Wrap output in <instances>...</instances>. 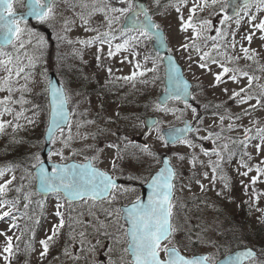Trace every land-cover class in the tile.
<instances>
[{"label":"snow or ice","instance_id":"snow-or-ice-1","mask_svg":"<svg viewBox=\"0 0 264 264\" xmlns=\"http://www.w3.org/2000/svg\"><path fill=\"white\" fill-rule=\"evenodd\" d=\"M157 6V15L162 14L160 9V0H154ZM103 4L107 7H93L92 11L88 13L91 17L95 13L104 15L107 23L108 31L100 33L98 29L89 26V19L83 13H76L81 21V27L87 31H96L97 35L88 40L76 41L68 39L67 35L58 36V40L73 45L80 44L82 46H92L98 43L99 45H107L108 51L106 58L112 57L122 52L128 53L121 63L127 61L133 64V71L126 76H116L115 80H123L126 83H132L135 87L137 77H145L148 73H152L151 81L147 79L140 80L141 83L147 84L149 82L155 83L159 76L156 75L159 70V61L163 59L168 60L166 67V76L170 81V87L165 88L166 96L164 101L155 105V110L168 112L170 111L165 105L168 100H178L184 103L185 108H190L193 116L197 117V108L192 106L188 100H195V96L189 91V84L182 79L180 69L176 65L173 57L168 55L160 57L157 53L156 57L144 56L143 63L139 60L140 52L138 51L143 41H153L158 43L161 47L165 46V36L160 24L152 19L149 9L143 4H134L133 0H103ZM112 4L126 5V7H112ZM17 6L24 9L20 15L17 14ZM255 6V12L252 11ZM73 4L72 8L75 9ZM83 7H87L84 4ZM56 8L57 0H0V72L4 75L0 76V93H7L6 96L0 97V136L6 135L7 130L11 128L13 133L21 130L25 125L20 121H26L27 125L35 126L39 115L40 105L32 102L28 96L32 92L31 85L36 83L34 79V70L37 64L41 61L40 55H29L27 46L32 45V30L27 28L28 20L26 17L35 18L39 23L49 24L53 29L56 23ZM164 8H173L178 14L179 31L186 34L185 40L180 44L178 51L188 53V60L193 61L192 53L196 54V66L203 72L211 75L213 88H219L228 98L240 108V112L236 114L229 113L228 115H221L220 132L213 133L208 131L207 136L203 139L212 140L213 143L217 141H225L218 145V148L213 151L217 159L209 161L212 175L209 177L208 173H203L205 180H208L211 185V190H215L217 180L222 182L223 189H229L230 182L228 176L224 173L223 166L231 164L233 159L239 157L236 169L239 176L248 177L249 173L255 171L256 175L250 178V184L256 185L261 177H264V159H261L258 164L252 165L249 163L253 159L249 147H253L260 155L264 152V126L256 119L249 121L250 126H244L238 121H243L245 117L251 116L254 111L264 109V64L260 63L262 51L253 49L251 44L254 37L264 41V0H191V7H189V0H168ZM187 8L188 16L184 17L183 9ZM229 9L233 14H229ZM209 10V16L219 17L220 27H214L210 18L199 19L198 13ZM142 17V19H141ZM124 23L116 32L111 31L115 24ZM74 21L64 20V32L70 31V25ZM247 23L249 30L245 33L239 34L241 24ZM235 25V29L232 25ZM23 25V26H22ZM191 35H187L188 33ZM215 34L212 35L211 33ZM25 34L29 39L25 40ZM122 39L121 43L113 46V41ZM45 40L41 36L38 40V47L43 48ZM11 47L12 51H6L7 47ZM165 51L171 52V49L165 48ZM98 67L101 66V53L103 48L97 49ZM73 58H80L82 60V52L73 48ZM131 57V59H129ZM27 60V63L24 62ZM61 61L63 57L59 58ZM249 62L241 66V61ZM151 62V67L147 64ZM213 66L217 69L213 70ZM191 67V64L189 65ZM248 69H252L249 71ZM71 71V66L68 67ZM109 82L113 80V69L108 67L106 69ZM260 73V74H257ZM23 80V84L20 81ZM246 81V83H243ZM229 82L241 85L237 89H229L222 87ZM44 93L48 99V127L46 134L50 143L57 142V133H59V143L61 149L56 152H50L49 157L55 155L59 156L63 161L67 159L64 155L63 149L69 148L73 142L74 136L72 132L73 115L85 116L86 113L70 112L68 110L71 96L69 89L65 83L61 81L59 84L54 83L51 79L48 80ZM16 94H19L18 96ZM254 101V103H253ZM19 105V110H15V106ZM31 105V107H27ZM219 108L220 105H216ZM26 112H31V116L26 115ZM174 114V113H173ZM9 116L12 119L5 120L4 117ZM227 119L230 123L225 129L223 126L224 120ZM95 121L82 120L76 124L77 129L83 127L85 124H92ZM159 121L145 122L146 127L155 130L157 138L161 140L165 146L169 144L175 145L177 143L183 144L188 148H195L196 145L192 140L188 139L184 133L194 131L199 133V127L193 128L192 125L185 123L184 128L169 130L166 134L161 133ZM67 130V131H66ZM242 130V138L227 137L225 132H233ZM66 131V134H65ZM76 135H80L77 131ZM87 139V134L82 136ZM253 141H256L253 143ZM21 141L12 137L11 143L18 144ZM230 144L235 147H230ZM35 146V145H33ZM107 147L117 149V156L112 161V171H117L118 166L116 161L123 160L125 157L121 155V149L117 144H108ZM127 148V144L125 145ZM203 151L205 156L210 155L207 151ZM140 152L153 156L147 146L140 148ZM72 155H79L78 152L73 151ZM134 155V154H133ZM247 158V159H245ZM86 163H62L55 164L52 167L51 173L45 167V163L40 159L39 155H33L29 160H35L30 167L23 169V175L19 186L13 188L16 181L15 170L16 166H9L0 168V221L8 224L6 231H0V236H4L5 243L0 247V259L4 264H12V261L21 254L25 256V264H28V257L35 251L32 237L29 238L21 249V236L29 232V226L26 224L24 232L21 236H15L16 244H13V236L8 235V232H14L19 229L18 221L27 218L33 224L38 225L39 220H33L29 216L28 210L34 203L31 199L33 195L52 194L57 197L56 211L54 213L58 222L53 224L50 234L46 238L40 240L42 247L40 258L43 260L49 253L50 246L55 244L61 234V230L65 227V213L61 209L65 208L64 201L68 204L67 209V226L69 229V239L74 238L76 231L74 225H84L85 227L93 228L98 234L109 235L108 228L112 224H116L118 229L124 226L120 223L121 220L127 224L124 228V235L128 237V246L124 252L128 254L130 259L127 264H218L210 256H200L194 258H186L180 252L177 246L175 237L176 234L182 230L179 226L180 212L185 208L182 202H178L176 198L177 185L175 181L178 174L170 165L168 160L164 161L162 167L148 182L150 188V195L147 202H142L137 198L128 207L112 210L111 206L121 197L127 195L128 189L121 188L120 185L113 179V177L106 171H101L94 165L97 157H86ZM179 160L183 161L184 156H179ZM198 158L192 155L190 163L195 168ZM203 166V162H200ZM33 169L35 171H33ZM244 169V171H240ZM9 178L5 179L6 175ZM35 180L37 189L33 191H25V181ZM201 192L208 191L203 183L199 180L195 181ZM243 183V182H241ZM188 190L191 191L190 185ZM15 191L16 196L9 198V193ZM255 201H258L259 194L256 193L255 188L252 189ZM245 194H247V185H245ZM217 196H223L224 191H217ZM23 201V211L20 205ZM82 202V203H80ZM74 204H80L82 211L73 215L75 212ZM107 205V207H105ZM43 208V203L39 205ZM99 210L104 215V220H100L95 213V209ZM87 214L92 219L85 223L81 219ZM15 235V233H14ZM34 237V230H32ZM80 240L78 243L81 250H84L83 241L86 237L85 231L79 232ZM188 243H192V236L187 235ZM118 242V241H117ZM95 247L89 249L94 251ZM112 249L109 248V252ZM64 255H73L65 247ZM74 259H79L73 255ZM108 264H115V261L109 260ZM226 264H264V249L259 251L251 248H246L243 251L236 252L234 255L226 259Z\"/></svg>","mask_w":264,"mask_h":264},{"label":"rangeland","instance_id":"rangeland-1","mask_svg":"<svg viewBox=\"0 0 264 264\" xmlns=\"http://www.w3.org/2000/svg\"><path fill=\"white\" fill-rule=\"evenodd\" d=\"M146 2L150 12L153 14L152 17L155 19L156 23L160 24L165 32L168 48L177 56V59L183 65L185 75L193 82L192 95L195 96V100H192L190 104L197 108V117H194L191 109L185 108L184 103L181 101L166 103L165 106L170 110L168 112L155 110L158 96L163 88V68L160 61L159 70L156 74L159 76V79L155 83L149 82L143 84L140 82L142 79L151 81L153 74L148 73L145 77H137L135 87H133L132 83L114 79L116 76L129 75L134 70L133 64L127 61L121 63V60L125 56H128V53L122 52L108 59L106 58V53L108 51L106 44L101 46L96 43L86 47L75 43L73 45H68L59 41L58 36L63 35H67L68 39L73 41L77 39L88 40L97 35L96 31L86 32L84 28L80 26L81 21L76 13H83L86 18L89 19V26L91 28L98 29L100 33L108 31L103 14L95 13L91 17H88V13L92 11L93 7H107V5L103 4V0H57L56 23L54 29L49 24L42 23H39L38 28L35 29L30 25L27 26L33 33L31 37L32 45L27 46L29 55H40V53L43 52L41 61L34 70V79L36 83L31 85L32 92L28 96L33 103L40 105V111L39 115L35 117L37 120L35 126L27 125L26 121L21 120L20 123L25 126L18 132L25 138L34 139L37 145L36 152L37 155H39L42 144L40 135L43 133V121L45 119L42 110L44 88L47 84L48 71L54 70L60 81H63L69 89L71 96V101L69 103L71 111L86 113L85 116L73 115L72 117V132L74 139L69 148L63 149L64 155L67 158L63 161H84L86 157L92 158L95 156L97 159L94 161V165L110 172L114 177L123 179L126 185L129 184V187H122L128 188L129 191L127 195L118 199L111 206L112 210L118 209L122 201L127 203L138 197L139 191H135L138 188L139 181L144 180L146 175H149L158 168L160 154L164 153L170 157L178 174L176 180L177 201L185 205V208L180 212L179 219V226L182 230L179 231L175 237L177 246L184 254L208 253L213 260H217L221 257V253H225L227 250V237L235 233V231H237L240 236L254 241L255 244L253 246L257 251L264 249V236H259L261 228H264V177H261L256 185L253 186L250 184V178L256 175L255 171L249 173L248 177L239 176L236 171L239 157L233 159L231 164H225L223 166L224 173L229 178V189H223L222 182L217 180L215 190H211L209 181L205 180L203 177V173L205 172L211 177L212 172L208 164L210 160L215 161L217 159L212 153L218 148L219 144L225 142L217 141L213 143L212 140L203 139V137L207 136L208 131L213 133L220 132L219 117L221 115L226 116L229 113L236 114L240 112V108L219 88H213L211 86L212 77L196 66L194 62L196 60L195 53H192L193 61H189L188 53H182L177 50L180 44L184 42L186 34L179 31L180 22L175 10L173 8H164L168 0H160L159 11L162 14L159 15L155 14L157 13V6L154 0H146ZM73 4L76 5L74 10L72 8ZM84 4H87L86 8L83 7ZM111 6L126 7V5L118 4H112ZM189 7H191V0H189ZM182 11L184 17L187 18V8ZM252 11L255 12V6H253ZM260 16H264V13H261ZM198 18H210L214 27H220L218 22L219 17L209 16V10L198 13ZM65 19L74 21V23L70 25L71 30L66 33L63 30ZM120 24L121 23L115 24L111 31L118 34ZM43 27L49 28L51 31V38L49 41L45 37L46 33L41 31ZM232 28L235 29L234 24ZM248 30L249 26L247 23H242L237 38H239V34L245 33ZM211 34L214 35L215 33L212 32ZM187 35H191V33L189 32ZM41 36L46 42L43 48L38 47V40ZM258 36L259 33H257V37H254L251 47L258 51H262L260 63L264 64V41L259 40ZM24 39H29L27 34H25ZM121 42L122 39L118 38L112 43L114 46ZM150 42L151 41L148 40L143 41L138 49L141 63H143L144 56L156 57L154 54L150 53ZM100 47L103 48V53L100 54L101 60L99 64L101 66L98 67L96 56L98 54L97 49ZM73 48L82 52V60L78 57L73 58ZM10 51H12L11 47ZM60 57H63L64 60L61 61L59 59ZM129 59H131V57H129ZM24 62L27 63V60L24 59ZM246 63L249 62L243 60L240 62L241 66H244ZM190 64L191 67H189ZM69 66H71V71L68 70ZM151 66V62H149L147 67ZM108 67L113 69L114 76L112 82H109V76L106 71ZM213 70H217L215 66H213ZM248 70L252 71V69ZM2 75H4V73L0 72V76ZM20 83L23 84V80H21ZM243 83H246V81H243L242 84ZM242 84L237 85L229 82L226 85H222V87L238 90ZM6 95L7 93H0V97ZM16 95L18 96L19 94ZM146 97L152 98L149 99L148 106L142 108L137 103ZM216 105H220V107L216 108ZM27 107H31V105ZM142 109L145 111L144 115H156L158 117L160 129L182 125L185 123V120H189V122L194 125V128L199 127L201 129L199 133L191 131L187 136L188 139L193 141L196 147L188 148L179 143L165 146L164 143L157 138L154 129H151L145 138H143L141 142H138L137 137L143 130L141 123L142 116L139 117ZM15 110H19V105L15 106ZM129 112H131V115ZM25 114L31 116V112H26ZM4 119L10 120L12 118L5 116ZM252 119L258 120L260 125L264 126V109L254 111L251 116L245 117L243 121H238L237 123H242L247 127L250 126L249 121ZM82 120H92L95 122L92 124H85L83 127L77 129L76 124ZM229 123V120H224L223 126L225 129ZM77 131L80 133L79 136L76 135ZM10 133L11 135L13 134L11 128L7 130V134ZM84 134H87V139L82 138ZM224 135L227 137L242 138L243 133L242 130H238L225 132ZM3 139V136L0 137V145L3 143ZM58 141L59 133H57V142L51 143L50 152H56L61 149L62 146ZM255 142L256 141H253V143ZM113 143L119 146L122 150L121 155L125 157L123 160L116 161L118 166L117 171H112L111 167L112 161L117 156V149L107 147L108 144ZM126 144L127 148H125ZM143 146H147L149 150L154 153L155 158L141 153L140 148ZM230 147L235 146L230 144ZM202 149L207 151L210 155L205 156ZM32 150H35V148L31 146L30 151ZM73 151L78 152L79 155L73 156ZM247 151L250 152L253 157V159L249 161L252 165H256L261 159H264V152L257 155L253 147H249ZM192 155L198 158L195 168H193L190 163ZM179 156H184L185 159L181 161L178 159ZM48 159L63 162L59 156L55 155L51 157L48 156ZM200 162H203V166H201ZM262 167H264V165H262ZM240 171H244V169H240ZM9 175L10 174L6 175L5 179L9 178ZM15 175L17 179L12 186L13 188L19 186L21 183V175L16 172ZM196 180L203 183L209 190L201 192L199 185L195 182ZM24 183L26 184L25 191H33V180L30 182L25 181ZM189 185L191 191L188 190ZM245 185H247V194H245ZM253 187L256 193L259 194L258 201H255L253 196ZM221 190L224 191V195L217 196L216 192ZM14 192L15 191L10 192L9 195ZM43 203L45 204L43 208V210H45L44 216L39 223L40 230L38 238L35 244H33L35 251L28 257V264H98L101 262L102 257H112L113 261L126 262L128 254L124 252L126 248V237L124 235L125 226L122 220L120 223L124 227L118 229L116 224L110 225L108 228L109 235L107 236L98 234L91 227L74 225L76 231L72 240L69 239V229L68 226L65 225L56 243L50 246L48 255L41 260L40 252L42 251V247L39 241L45 239L46 235L50 234L53 224L58 222L57 217L54 215L57 197L53 196L48 198L44 200ZM64 204L65 208L61 209V211L65 213L67 219L68 207L66 206V201H64ZM73 207L75 208V212L73 213L74 216L82 211L80 204H75ZM105 207H107V205H105ZM95 213L100 220L105 219L99 208L95 209ZM81 219L87 223L92 218L85 214ZM19 221L18 223L20 225ZM7 228L8 224L4 221H0V231H6ZM80 231L86 232V237L83 241V251L78 243L80 240ZM22 232L20 225L19 229L7 233L14 237V245L16 244L15 236H21ZM187 235L192 236L193 242L190 244L186 239ZM29 236V234L21 236V249H23L24 243L29 240ZM4 243V236H0V247H2ZM93 246L95 250L89 251ZM65 247H67L68 251L74 256L79 257V259H74L73 255H64ZM109 248L112 249L111 252H109ZM0 264H4L2 259H0ZM12 264H25L23 251L12 261Z\"/></svg>","mask_w":264,"mask_h":264},{"label":"trees","instance_id":"trees-1","mask_svg":"<svg viewBox=\"0 0 264 264\" xmlns=\"http://www.w3.org/2000/svg\"><path fill=\"white\" fill-rule=\"evenodd\" d=\"M5 50L6 51L10 50V47L6 48ZM150 98H152V97H149L147 99L146 98L141 99L139 101V106L142 108L145 106V108H146L149 104ZM43 99H44L43 109H44V111H46V109H47L46 97L44 96ZM129 114L131 115V113H129ZM143 114H145L144 109L141 110L139 117H141ZM13 136H15L16 139H18L21 142L18 144L11 143V139ZM0 137H2V136H0ZM3 137H4L3 143L0 145V168H5V167H9V166H16L15 172L22 176L24 174L23 169L25 167H30V165L32 163L36 162L35 160H29V158L32 157L33 155H37V152H36L37 145H36L33 138H25L19 132L13 133L12 135H11V133L6 134V135H3ZM41 138H42V133L40 135V140H41ZM33 145H35V146H33ZM31 146H32V148L34 147L35 150L30 151ZM16 195H17V193L14 192L11 195H9V198L14 197ZM31 199L34 201V203L30 206V208L28 210L29 216H31L33 220L38 219L39 223H40L41 218L44 216V210H43L44 205H45L43 203L44 199L41 198L39 195H33ZM40 202L43 203V208H41L39 206ZM20 208H21V211H23V201L21 202ZM34 215H35L36 219H34ZM19 222H20V225H21L23 232L25 229V225L27 224L29 226L30 231L25 233L24 234L25 236L30 234V232H32V230H34V237L32 239L35 241L37 234H38V231L40 229V224H38V225L33 224L32 221L28 220L27 218L20 219ZM259 236H264V228H261V233ZM34 241H33V243H35ZM250 242H254V241L240 236L237 233V231H235V233H232L227 237L226 249H227V251L232 250V249H234L240 245H243L245 243L249 244ZM15 243H16V241H15ZM20 244H21V241H20Z\"/></svg>","mask_w":264,"mask_h":264},{"label":"water","instance_id":"water-1","mask_svg":"<svg viewBox=\"0 0 264 264\" xmlns=\"http://www.w3.org/2000/svg\"><path fill=\"white\" fill-rule=\"evenodd\" d=\"M135 4H143V5H145L142 1H140V0H135ZM229 11V14H233L234 15V13L232 12V10L231 9H229L228 10ZM23 13V12H22ZM22 13H17L18 15H20V14H22ZM26 19L27 20H31V19H34V18H32V17H26ZM48 33V35H49V31L47 32ZM152 44H153V47H154V49L158 52V53H160V54H163V57H166V56H168V55H171V54H168V52L167 51H165V48H167V44H166V42H165V46L164 47H161L158 43H155V42H152ZM172 56V55H171ZM173 57V56H172ZM173 59H174V61H175V63H176V65L178 66V68L180 69V74H181V77H182V79L183 80H185L188 84H189V91L191 92V82L187 79V78H185L184 77V75H183V72H182V69H181V67L178 65V63L176 62V60H175V58L173 57ZM163 63H164V66H165V88L166 87H170V81L168 80V78H167V76H166V67H167V65H168V60L167 59H163ZM49 79H51L54 83H60L59 82V80H58V78L56 77V75H55V73L54 72H50L49 74H48V80ZM166 96V92H165V89H164V91L159 95V97H158V103H161V102H163L164 101V97ZM169 101V100H168ZM167 101V102H168ZM189 101H191V99H189L188 100V102ZM68 110H69V108H68ZM70 111V110H69ZM48 120H49V116H48ZM152 121H157V117H155V116H146V117H144L143 118V124H144V131H143V133L140 135V137H139V140L144 136V135H146L147 133H148V131L151 129V128H149V127H146V125H145V122H149V123H151ZM188 123V121H185V123ZM185 123L183 124V125H180V126H174V127H169V128H165V129H162V134H166L169 130H174V129H182V128H184V126H185ZM47 127H48V122H47V126H46V129H47ZM46 129H45V132H44V145H43V147H42V150H41V156L44 158V163H45V167L49 170V172L51 173V171H52V167H53V165H55V164H62V163H57V162H51V161H49L48 159H47V155L49 154V152H50V149H51V143L48 141V137H47V134H46ZM190 132V131H189ZM189 132H187V133H184V135L186 136ZM165 160H168L169 161V158L166 156V155H161V166L159 167V169L156 171V172H154L153 173V175L152 176H154L162 167H164V161ZM87 161H85V162H76V161H69V162H66V163H78V164H83V163H86ZM170 163V162H169ZM171 165V164H170ZM35 171V170H34ZM102 171V170H101ZM151 176V177H152ZM151 177H150V179H151ZM150 179L147 181V183L145 184V185H143L142 186V190H141V197H140V200L142 201V202H147V198H148V196L150 195V188L148 187V182L150 181ZM116 182H117V184H118V180H116V179H114ZM35 189H37V184H36V181H35ZM47 195H49V194H43L42 196L44 197V196H47ZM131 205V204H130ZM129 205V206H130ZM126 207H128V206H126ZM121 208H123V207H121ZM127 241H128V237H127ZM127 246H128V244H127ZM246 248H250V247H245V248H238V249H236V250H234V251H232V252H230V253H228L227 255H225L224 257H222L221 259H219L217 262H218V264H226V259L229 257V256H231V255H234L236 252H239V251H243V250H245ZM252 249V248H251ZM183 255V254H182ZM183 256H185V255H183ZM200 256H207V254H196V255H193V256H191V257H187V256H185L186 258H194V257H200Z\"/></svg>","mask_w":264,"mask_h":264},{"label":"flooded vegetation","instance_id":"flooded-vegetation-1","mask_svg":"<svg viewBox=\"0 0 264 264\" xmlns=\"http://www.w3.org/2000/svg\"><path fill=\"white\" fill-rule=\"evenodd\" d=\"M22 10H23V8L17 6L16 11H22ZM109 260L113 261V258L112 257H110V258L102 257L101 258V262L98 263V264H108ZM127 261H128V258H127L126 262H117V261H115V264H127Z\"/></svg>","mask_w":264,"mask_h":264}]
</instances>
